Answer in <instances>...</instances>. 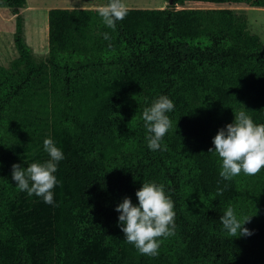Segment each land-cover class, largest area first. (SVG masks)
I'll list each match as a JSON object with an SVG mask.
<instances>
[{"label": "trees", "instance_id": "16d2710c", "mask_svg": "<svg viewBox=\"0 0 264 264\" xmlns=\"http://www.w3.org/2000/svg\"><path fill=\"white\" fill-rule=\"evenodd\" d=\"M187 2L264 8V0H173L127 9L114 31L99 8H53L41 56L26 38L27 0H0L15 16L18 53L0 63V264H264V169L226 181L208 151L234 112L264 124V42L246 13ZM162 95L174 102L173 126L167 150L152 151L142 113ZM46 138L65 157L53 205L12 179L14 164L49 159ZM145 182L163 184L175 203V235L156 257L125 241L115 210L126 197L138 206ZM229 206L251 218V235L223 230Z\"/></svg>", "mask_w": 264, "mask_h": 264}, {"label": "clouds", "instance_id": "9594fccd", "mask_svg": "<svg viewBox=\"0 0 264 264\" xmlns=\"http://www.w3.org/2000/svg\"><path fill=\"white\" fill-rule=\"evenodd\" d=\"M98 15L103 24L114 31L117 22L123 21L127 16L125 0H108L106 5L98 9ZM103 36L105 40L110 39L108 33ZM174 108V102L162 95L144 109L142 120L150 150H167L166 145L162 148V143L173 126L167 113ZM234 116V123L218 131L213 139L214 149L208 150L219 157V175L226 181H231L242 173L255 176L264 169V124L254 123L252 117L243 110L234 112ZM43 147L49 159L43 163L33 162L26 169L14 164L12 179L19 191L40 197L45 204L53 205V190L58 183L55 173L58 171V163L65 157L51 138L43 141ZM223 191L218 188L217 194L222 195ZM136 197L138 206L133 205L131 198L126 197L115 209L120 213L121 230L125 241L133 245L141 255L156 257L163 239L175 235V203L166 195L164 185H157L155 182L143 183L142 188L136 192ZM250 220L251 218L238 219L235 210L229 206L220 223L229 236L241 237L251 235L249 229L244 227Z\"/></svg>", "mask_w": 264, "mask_h": 264}, {"label": "rangeland", "instance_id": "374dc122", "mask_svg": "<svg viewBox=\"0 0 264 264\" xmlns=\"http://www.w3.org/2000/svg\"><path fill=\"white\" fill-rule=\"evenodd\" d=\"M171 0H125L127 9H157L170 6ZM29 6L37 8L36 23L39 28L45 20L48 22V13L45 8H88L90 5L85 0H28ZM90 8H100L101 3H91ZM187 8H230L237 12H244L248 17L249 29L258 34L264 42V8L253 7L245 3H210V2H187ZM181 9L182 7H178ZM23 13V12H22ZM24 14V13H23ZM30 18V13L27 12ZM16 27L15 16L9 8L0 7V63L8 66L9 63L18 56L14 45V32ZM43 27V26H42ZM30 31V29H29ZM45 36V35H44ZM42 47L37 50V54L45 56L49 50V39L45 42V37L40 38ZM206 42V41H205Z\"/></svg>", "mask_w": 264, "mask_h": 264}, {"label": "crops", "instance_id": "0c3cea01", "mask_svg": "<svg viewBox=\"0 0 264 264\" xmlns=\"http://www.w3.org/2000/svg\"><path fill=\"white\" fill-rule=\"evenodd\" d=\"M89 5L91 6L92 4L89 3ZM90 6L88 8H90ZM50 9L51 8H45V11L49 12ZM22 12L24 14H26L27 12L30 13V18H28L27 15H25V18H26L25 34H26L28 43L32 46L33 50L37 54V50L43 48L40 38L45 37V42H46L47 35H48V24L45 20V26H44V23L42 24L43 27L41 26V28L37 26L35 15L38 12V10L37 8H33L29 6L28 0H27L26 7L22 10Z\"/></svg>", "mask_w": 264, "mask_h": 264}, {"label": "water", "instance_id": "95a60500", "mask_svg": "<svg viewBox=\"0 0 264 264\" xmlns=\"http://www.w3.org/2000/svg\"><path fill=\"white\" fill-rule=\"evenodd\" d=\"M170 3L173 4V0H171Z\"/></svg>", "mask_w": 264, "mask_h": 264}]
</instances>
